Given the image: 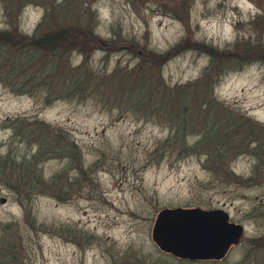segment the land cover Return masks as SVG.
<instances>
[{"label":"rangeland","instance_id":"obj_1","mask_svg":"<svg viewBox=\"0 0 264 264\" xmlns=\"http://www.w3.org/2000/svg\"><path fill=\"white\" fill-rule=\"evenodd\" d=\"M194 207L264 264V0H0V264H179L152 228Z\"/></svg>","mask_w":264,"mask_h":264},{"label":"water","instance_id":"obj_2","mask_svg":"<svg viewBox=\"0 0 264 264\" xmlns=\"http://www.w3.org/2000/svg\"><path fill=\"white\" fill-rule=\"evenodd\" d=\"M221 209H162L157 214L152 240L162 251L193 258L220 257L237 243L243 226L228 221Z\"/></svg>","mask_w":264,"mask_h":264},{"label":"trees","instance_id":"obj_3","mask_svg":"<svg viewBox=\"0 0 264 264\" xmlns=\"http://www.w3.org/2000/svg\"><path fill=\"white\" fill-rule=\"evenodd\" d=\"M49 17H50V14L46 13L43 16L42 21L37 25L36 29L29 37V40L31 41L30 45H32V48H36L37 49L36 51H39L41 53H44L41 50H43L47 45H50L52 42L58 43V41L63 40L62 36H65L66 38L69 37L67 28H70V27H66L65 24L60 25L58 22H57V26L55 30L52 33L43 32L42 23H44ZM26 46L27 45L23 44L21 48H18V50H16L15 53L17 54L12 59V69L9 70V72L7 73V76L9 75V80L11 78H14L17 80V77L20 76L24 72L26 63L30 60L28 57H21V55H24L26 52H29L30 50V49H27ZM53 49L56 52H58L60 51L61 48L60 46H57V47H53ZM68 49L70 50V48ZM225 61H226L225 57L219 56L217 54H212L211 60H210V67L205 69L204 75H207L208 72H210L211 70H213L212 72L216 73L215 75H219V73L222 72L223 67L225 66ZM24 81L25 80H23L22 82ZM18 82H21V81H18ZM17 86H21V83L18 84ZM207 133L208 132L203 133V136H205ZM40 148H41V145H40ZM207 148L213 149V145L209 144ZM225 148L226 146L224 148L222 147L221 149H225ZM34 182H39V181L35 179Z\"/></svg>","mask_w":264,"mask_h":264},{"label":"flooded vegetation","instance_id":"obj_4","mask_svg":"<svg viewBox=\"0 0 264 264\" xmlns=\"http://www.w3.org/2000/svg\"><path fill=\"white\" fill-rule=\"evenodd\" d=\"M229 222H231L230 220H228ZM233 223V222H231ZM242 236L243 234L239 237L237 243L235 244H231L227 250L225 251V253L220 256V257H205V258H193V257H188V256H176L174 255L173 253L171 252H166V251H162L168 255H170L171 257H175L176 259L179 260V264H183V263H186V264H201V263H207V264H217L219 263L220 261H223V259L227 256V254L229 253L230 249L233 247V246H237L239 244V242L241 241L242 239ZM183 261V262H181Z\"/></svg>","mask_w":264,"mask_h":264}]
</instances>
